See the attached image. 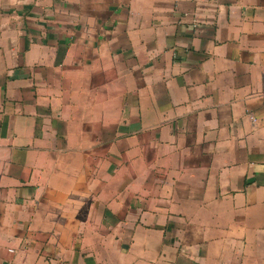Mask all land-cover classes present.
<instances>
[{
    "label": "crops",
    "instance_id": "crops-1",
    "mask_svg": "<svg viewBox=\"0 0 264 264\" xmlns=\"http://www.w3.org/2000/svg\"><path fill=\"white\" fill-rule=\"evenodd\" d=\"M0 264H264V0H0Z\"/></svg>",
    "mask_w": 264,
    "mask_h": 264
}]
</instances>
